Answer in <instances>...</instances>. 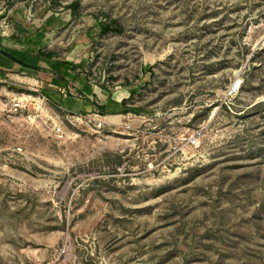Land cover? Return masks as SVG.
Wrapping results in <instances>:
<instances>
[{
  "label": "rangeland",
  "instance_id": "rangeland-1",
  "mask_svg": "<svg viewBox=\"0 0 264 264\" xmlns=\"http://www.w3.org/2000/svg\"><path fill=\"white\" fill-rule=\"evenodd\" d=\"M0 43V264H264V0H0Z\"/></svg>",
  "mask_w": 264,
  "mask_h": 264
},
{
  "label": "crops",
  "instance_id": "crops-1",
  "mask_svg": "<svg viewBox=\"0 0 264 264\" xmlns=\"http://www.w3.org/2000/svg\"><path fill=\"white\" fill-rule=\"evenodd\" d=\"M10 55V56H9ZM16 57L15 53L13 50L7 47H4L3 43H0V75L1 74H8L10 70L13 68L15 70H19L20 72L26 68L22 65H19L16 61L13 60L11 57ZM18 64V65H17ZM67 66V64H66ZM6 71V73H5ZM69 70L65 71V74L69 76ZM49 82L47 85H57L59 82L56 79H48ZM71 85L77 89L78 92L76 93L78 96H68L67 98H56V95L53 94L54 92H51L50 94L54 97V100L52 103L57 105L58 107H61L65 110L68 111H74V112H91V111H96V109H99L98 107L96 108L95 104L102 105V103L98 102L96 99V90H95V85L88 79H84L83 81H73L71 82ZM118 105V104H117ZM106 107V105L104 104ZM105 110V109H104Z\"/></svg>",
  "mask_w": 264,
  "mask_h": 264
},
{
  "label": "built area",
  "instance_id": "built-area-1",
  "mask_svg": "<svg viewBox=\"0 0 264 264\" xmlns=\"http://www.w3.org/2000/svg\"><path fill=\"white\" fill-rule=\"evenodd\" d=\"M33 90L35 92L39 91V89H37V88H34ZM58 90L62 94L63 97H68V94H71V92H69V90L65 87H58ZM236 90H237V85L234 83L233 85H231L229 87V94L236 92ZM44 99H46V97L44 95H42V98L37 97V99H34V96H32L30 92L22 93V95L20 97L13 99L12 107L15 109L21 108V107H26L32 101H36V103L40 102L43 104ZM187 140H188V143L190 145H195L197 143L195 134L190 135V137Z\"/></svg>",
  "mask_w": 264,
  "mask_h": 264
},
{
  "label": "trees",
  "instance_id": "trees-1",
  "mask_svg": "<svg viewBox=\"0 0 264 264\" xmlns=\"http://www.w3.org/2000/svg\"><path fill=\"white\" fill-rule=\"evenodd\" d=\"M78 5L77 2H73L71 3V5L67 6V8H70V7H76ZM72 14H75V11H71ZM122 30L121 27H117L115 22L114 21H111L109 24H103L101 26V32H108V31H115V32H120ZM42 54V53H40ZM44 54V53H43ZM10 56V55H9ZM46 56H49V57H52L53 56V53L51 52H48L46 53ZM13 58L14 61H16L19 65H22V66H25L23 63H21V60H17L15 57L11 56ZM122 103H125V100L122 99L121 100ZM99 110L101 111H104L105 109V106L104 104L100 105L99 107ZM133 110L136 112V111H139L138 108H131V107H128L127 109H125L124 111H122V113H127V112H133Z\"/></svg>",
  "mask_w": 264,
  "mask_h": 264
},
{
  "label": "bare ground",
  "instance_id": "bare-ground-1",
  "mask_svg": "<svg viewBox=\"0 0 264 264\" xmlns=\"http://www.w3.org/2000/svg\"><path fill=\"white\" fill-rule=\"evenodd\" d=\"M34 99H37L36 97H34Z\"/></svg>",
  "mask_w": 264,
  "mask_h": 264
}]
</instances>
